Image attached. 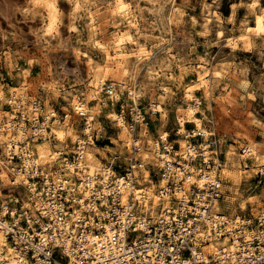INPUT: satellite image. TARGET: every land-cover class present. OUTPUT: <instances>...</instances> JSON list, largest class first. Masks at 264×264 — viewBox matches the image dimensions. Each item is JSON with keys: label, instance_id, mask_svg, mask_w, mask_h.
Wrapping results in <instances>:
<instances>
[{"label": "clouds", "instance_id": "clouds-1", "mask_svg": "<svg viewBox=\"0 0 264 264\" xmlns=\"http://www.w3.org/2000/svg\"><path fill=\"white\" fill-rule=\"evenodd\" d=\"M0 264H264V0H0Z\"/></svg>", "mask_w": 264, "mask_h": 264}, {"label": "rangeland", "instance_id": "rangeland-1", "mask_svg": "<svg viewBox=\"0 0 264 264\" xmlns=\"http://www.w3.org/2000/svg\"><path fill=\"white\" fill-rule=\"evenodd\" d=\"M225 12H227V6H225Z\"/></svg>", "mask_w": 264, "mask_h": 264}]
</instances>
